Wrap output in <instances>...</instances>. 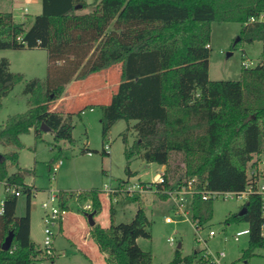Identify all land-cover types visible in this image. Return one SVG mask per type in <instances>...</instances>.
Here are the masks:
<instances>
[{
  "label": "trees",
  "instance_id": "1",
  "mask_svg": "<svg viewBox=\"0 0 264 264\" xmlns=\"http://www.w3.org/2000/svg\"><path fill=\"white\" fill-rule=\"evenodd\" d=\"M41 3V12L29 26L26 21H16L12 11H0V49L43 47L49 60L47 78L26 81L28 109L9 116L0 127V147L7 148L0 150V181L6 188L0 212V264H36L43 251L31 239L35 187L27 184L26 178L34 169L18 166L19 152L25 147L21 135L33 129L36 139H42L45 124L56 142H72L73 117L88 105L61 112L52 104L63 96L72 79H84L117 64V89L109 103L98 105L103 137L119 119H125L128 125L123 140L127 142L130 129L136 134L134 143L125 149L128 160L137 155L165 165L162 173L167 188L193 176L206 179L213 190L246 187L248 162L255 154L264 156V63L243 65L238 80H212L208 45L213 21H239L240 40L232 43V49L241 41H260V58L264 60V22L247 23L264 10V0H94V9L83 13L78 11L89 5L86 0ZM23 80L24 75L11 71L9 60L0 57V108L3 97ZM103 152L109 153L105 148ZM174 153L180 154L184 163L179 174L173 170ZM12 166H16L13 172ZM128 175H132L129 169ZM12 186H21L27 195L24 215H17L18 195L9 191ZM100 195L101 190L95 188L78 195L61 191V199L66 200L60 204L67 208L69 197L79 203L91 200V212L96 215L102 210ZM158 196L167 200L165 194ZM212 202L194 196L193 220L200 225L207 222ZM260 205V196L252 194L243 212L225 220L248 223L246 256L264 246ZM114 216L111 204V224L95 223L90 230L106 254L107 264H152V251L137 243L141 236L151 237L152 222L145 208L140 204L128 222H115ZM10 231L12 244L4 250L2 244ZM181 248L182 243L164 264H208L204 249L183 255Z\"/></svg>",
  "mask_w": 264,
  "mask_h": 264
},
{
  "label": "rangeland",
  "instance_id": "2",
  "mask_svg": "<svg viewBox=\"0 0 264 264\" xmlns=\"http://www.w3.org/2000/svg\"><path fill=\"white\" fill-rule=\"evenodd\" d=\"M89 5L78 12H88L94 9L92 2L86 0ZM28 8L25 21L27 26L32 22L35 14L41 11V2L38 0H0V11H12L16 21H23L20 14L24 8ZM242 29L239 21H213L211 23V54L209 58V77L212 80H238L244 65V57L253 60V64L261 57L262 42L241 41L236 49H232V43L237 40ZM0 57H6L10 62V70L20 72L24 80L17 83L10 93L3 97L0 108V127L9 116L26 111L29 107V95L24 93L26 81L32 78L45 79L49 73L48 51L43 47H23L0 49ZM250 64V66H253ZM249 66V67H250ZM114 65L111 70L119 68ZM101 74H99V77ZM114 78V75H113ZM91 80V79H89ZM55 103V102H54ZM79 109V108H78ZM77 109V111H78ZM101 109L98 106L91 111L87 107L86 112L75 114L73 117V141L61 140L56 142L50 131L42 133V139H36L35 132L21 135L25 147L19 152L18 166L34 169V174L26 178V183L34 184L35 189L31 198V238L36 245L43 244V226L45 209L42 206L47 199L48 189L56 188L61 191L101 189L104 184L113 187H125L131 183H152V188L145 193L129 196L123 191L117 192L116 197L110 200L104 192H101L102 210L94 215L96 220L104 226L111 224L110 205L116 209L115 222L130 221L141 204L149 216L152 225L151 237H139L137 243L147 251H152V264H164L174 257V251L179 242L182 243V253L187 255L193 250H202L204 242L198 241L199 237L206 239V244L212 252L225 251L226 256L221 263L217 264H264V246L258 247L254 252L246 256L245 250L249 246V233L239 236L236 240L234 235L237 231L248 228L244 221L226 223V218L243 209L247 199L237 196H220L212 199V216L197 232L192 222L187 219L177 218L175 222H167L166 216L176 218L171 203L162 200L156 192L155 176L162 173V165L158 162H148L135 155L130 160L126 156V146L134 143L136 134L130 129L127 131V142L123 140L127 128V121L119 119L110 129L108 135L103 137L101 124ZM131 121L130 124H133ZM56 144V145H55ZM108 145V154L103 152ZM61 147V150L58 149ZM1 151L7 148L0 147ZM87 150L91 151L88 154ZM62 159V165L56 172L50 167ZM172 164L176 174H179L184 166L182 156L174 153ZM12 166L10 171H15ZM128 169L132 175H128ZM125 181V184L122 183ZM127 181V182H126ZM6 195L4 182L0 181V207L1 201ZM136 197L139 199L137 200ZM116 198V199H115ZM140 199H143L142 201ZM27 195L21 193L18 196L17 215L26 212ZM68 204L71 213L67 215L70 220L74 212L78 213V203L73 197H69ZM80 209V208H79ZM85 220L84 226L79 222H70L68 227L72 231V238L82 241L83 249L89 253L92 259L100 262L102 256L99 253L97 243L89 233V223L84 214H80ZM191 219L192 212H191ZM87 220V221H86ZM214 229L216 234L208 235L209 230ZM68 235V234H67ZM81 235V238H80ZM174 238V243L169 238ZM54 247L57 249L55 256L42 254L36 259V264H95L84 252L71 243L70 239L62 233H57L54 239ZM99 253V254H98ZM186 264V263H183ZM197 264V263H195ZM208 264H214L208 262Z\"/></svg>",
  "mask_w": 264,
  "mask_h": 264
},
{
  "label": "built area",
  "instance_id": "3",
  "mask_svg": "<svg viewBox=\"0 0 264 264\" xmlns=\"http://www.w3.org/2000/svg\"><path fill=\"white\" fill-rule=\"evenodd\" d=\"M27 8H24V12L20 14V17L25 21L26 15H27ZM254 22H264V10L256 15H253L249 18L247 23H254ZM20 39V37H19ZM210 46V45H208ZM244 65L250 66V64H253V60L249 59L248 57H244ZM258 62L264 63V60L262 58L258 59L257 62L253 65H256ZM84 111V110H83ZM82 111V112H83ZM108 145L105 146V149H108ZM88 154H91L90 150H87ZM62 159H59L58 163H56L52 167V172L54 173L59 168L60 164L62 163ZM163 172V171H162ZM156 181L154 182L156 186V192L162 193L167 196V200L171 203L172 208L174 210V213L176 215L175 217L172 216H166L167 222H175L177 221V218L187 219L192 222V225L195 227L196 231L198 232L202 225L198 223V220L191 219V212L193 207V198L196 195H201L203 200H209L218 198L220 196H237L249 199L250 195L252 194H258L261 199V214L264 219V156L255 154L252 159L248 162L247 167V185L243 190L240 191H223V190H213L209 189L208 181L206 179H202L198 176H193L187 180H185L181 185L173 187V188H167L165 185V179L163 176V173H157L155 176ZM160 185V186H159ZM152 188V183H131L126 184L125 187H113L110 184H104L103 188H101V192H104V194L107 195V197L112 200V197H116L115 195L117 192L123 191L129 196H136L140 193H145L148 191V189ZM9 191L12 193H15L16 195H20L22 193V187H16L12 186L9 188ZM77 195L80 193V191L75 192ZM47 199L43 201L42 206L45 209L44 214V235H43V244H42V250L45 252L48 256H55L56 251L54 248V238L56 233L60 230L61 222L67 213V208H62L60 202L65 201V198L61 199V190H58L56 188H50L48 189ZM117 198V197H116ZM115 198V199H116ZM77 202V201H76ZM79 211L83 214H87L91 212L92 210V201L87 200L84 203H79ZM3 211L2 208V201H1V207L0 212ZM250 229L244 228L242 230H239L234 235V238L237 240L239 236L249 233ZM216 234L214 229H210L208 235L210 237L214 236ZM262 234H264V220L262 223ZM169 241L171 243H174V238L170 237ZM198 241H202L205 244L204 247V257L211 263L217 264L221 263L222 259L226 256L225 251H218V252H212L207 244L206 239H203L202 237L198 238Z\"/></svg>",
  "mask_w": 264,
  "mask_h": 264
},
{
  "label": "crops",
  "instance_id": "4",
  "mask_svg": "<svg viewBox=\"0 0 264 264\" xmlns=\"http://www.w3.org/2000/svg\"><path fill=\"white\" fill-rule=\"evenodd\" d=\"M38 1L41 2V0H38ZM40 9L42 10V3H41V8ZM12 12H13V10H12ZM27 13H28V10H27ZM119 66H120V64H119ZM112 67L109 68V69H105V70H102L100 72L91 74V75L87 76L84 79H72L66 85V88H65V91L63 93V96L57 102L53 103L51 107L54 110H57V111L69 112V111H77L78 108L81 109V108L85 107L86 105H88L89 109L91 111H93V110H95V108L98 107L99 104L109 103V101H110V99L112 97V94L117 89L118 82H119V74H120V67L116 68L114 71L111 70ZM99 74H101L100 75L101 77H99ZM113 75H114V78H113ZM89 79H91V80H89ZM86 109L82 113L86 112ZM54 165L51 166V171H52V167ZM61 165H62V163L60 164V166ZM162 166H163L162 169L164 170L166 168V166L165 165H162ZM15 170H16V167H15ZM29 183H31V182H29ZM30 185L35 187L34 184H30ZM77 191H83V190H77ZM140 200L142 201L143 199H140ZM102 201H103V198H102ZM71 208H70V206L68 204V207H67L68 211L65 214V216H64V218L62 220V224H61L60 230L57 233L65 234L70 239L72 244H74L77 248H79L82 252H84L86 254V256H88L92 262H96L95 259H92V257H90L91 255L89 253H86L84 251V249H83V243L84 242L87 243L85 238H83V240L80 242V241L70 237V236H72V231L68 227V223H70V222H75V223L79 222V224H81V225H83L85 223L84 222L85 220L80 215L81 212L79 211V206H78V213L74 212L71 215L70 220L67 219V215L72 212ZM115 211H116V209H115ZM43 218H44V216H43ZM85 219H87V218H85ZM94 219H95L96 223L102 225L101 223H99L96 220L95 217H94ZM31 223H32V217H31ZM102 226H104V225H102ZM91 227L92 226L90 225L89 226V231L91 230ZM104 227H107V226H104ZM43 230H44V226H43ZM31 232H32V229H31ZM57 233H56V235H57ZM89 233H91V232H89ZM43 235H44V232H43ZM56 235H55V237H56ZM80 238H81V235H80ZM38 246L40 248L42 247V245H38ZM97 247H98L99 253L102 256V258H101L100 262H96L95 264H107V262H106V254L100 251L98 245H97ZM56 250L57 249L55 248V251Z\"/></svg>",
  "mask_w": 264,
  "mask_h": 264
},
{
  "label": "water",
  "instance_id": "5",
  "mask_svg": "<svg viewBox=\"0 0 264 264\" xmlns=\"http://www.w3.org/2000/svg\"><path fill=\"white\" fill-rule=\"evenodd\" d=\"M239 40H240V37L237 38L236 42L239 41ZM42 128L45 131H49L50 130L49 127L46 126L45 124H42ZM0 156H1V153H0ZM243 211H244V208L240 212H243ZM85 216L87 217L88 222H89V224L91 226H93L96 223L95 219H94V213L93 212H89V213L85 214ZM12 240H13V232L10 231L8 236L6 237L5 241L2 244V248L4 250H8L11 247ZM178 247H181V242H179Z\"/></svg>",
  "mask_w": 264,
  "mask_h": 264
}]
</instances>
